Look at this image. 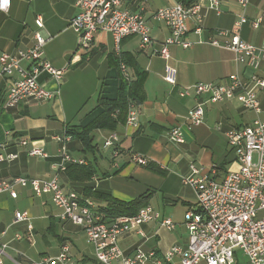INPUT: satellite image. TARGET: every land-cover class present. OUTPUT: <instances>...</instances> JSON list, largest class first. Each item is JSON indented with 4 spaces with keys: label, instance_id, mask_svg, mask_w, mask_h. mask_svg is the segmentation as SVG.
Returning <instances> with one entry per match:
<instances>
[{
    "label": "crops",
    "instance_id": "obj_1",
    "mask_svg": "<svg viewBox=\"0 0 264 264\" xmlns=\"http://www.w3.org/2000/svg\"><path fill=\"white\" fill-rule=\"evenodd\" d=\"M76 1L11 0L9 13L0 11V51L10 54L17 50H29L36 43L35 33L40 32L49 39L43 48L44 60L55 69H64V76L60 81L51 80L47 74H42L37 79L48 90L58 92L54 99H28L8 109L2 108L8 90L7 83L0 79V154L19 155L12 162L0 163V181L14 177L51 180L57 176L61 187L83 197L86 186L125 202L146 192L153 193L151 199L161 193L163 200L175 203L181 201L187 206V211L196 204L193 188L182 183V178L189 173L190 163H194L200 170L215 166L219 173L228 172L226 166L235 164V159L230 153L225 133L232 128L250 124L253 120H244V114L251 111L242 109L236 99L218 104L206 102L203 124L190 128L187 121L190 110L198 103H204L206 98L181 97L179 92L197 83H216L236 72H242V68L234 62L232 52L205 42L215 37L219 31L232 30L240 16L247 17L249 21L261 17L262 24L258 29H253L248 22L241 27L239 36L248 44L263 46L264 0H250L245 9L240 7L238 0H213L218 3L219 14L208 9L210 0H198L205 15L202 32L197 34L195 20H189L187 39L195 43L194 46L189 49L170 46L167 60L158 53L170 32L163 23L154 19V14L179 1L123 0V8L133 13L141 12L150 28L153 43L146 50L140 49L138 37L124 39L120 49L121 53L129 55L133 63L146 73V99L140 106L134 107L138 113L139 128L132 129L126 124H118L114 130L99 129L92 133L93 144L97 146L94 153H89L93 155L92 160L87 159V153L83 151L79 141L70 138L67 142H61L54 140V137H64L70 126L85 127L97 119L103 113L102 107H97L98 98H116L121 79L115 65L116 54L110 34L96 35L91 49L96 51L94 54L87 56L88 52L78 49V37L69 28L71 20L78 13ZM21 9H25L23 14ZM37 19H40L42 28L37 27ZM27 66V63L23 64L24 68H28ZM167 66L176 70L175 85L163 79ZM126 69L131 75L134 74L131 68ZM258 70V75L264 79V62H261ZM85 97L88 98L86 105L93 100L82 112L86 105L81 109L78 102ZM258 98L261 107L264 105V88L259 92ZM175 127H180L184 133L185 142L182 145H174L168 141V132ZM112 134L119 140L118 148L116 154L113 149H105L110 155L111 165L109 168H101L97 165L96 153L102 156L104 141ZM22 140H28L29 146H19ZM64 145L70 156L74 159L81 158L86 161V165L90 164L94 168L92 178L84 182L72 181L65 171L56 169ZM30 148L44 149L48 158L29 157L27 150ZM135 154L158 164L166 173L158 175L135 165L131 161ZM185 188L189 191L186 192ZM194 197L193 202L191 200ZM97 202L105 205L102 201ZM52 206L54 204L50 196L37 197L29 186L18 190L16 200L7 193L0 195V231L9 228L4 241L10 242L4 264H16V261L31 264L32 260L37 261L43 256L58 255L61 244L70 237L62 235L57 249L44 253L34 250L26 239L13 241L14 233L25 234L28 227L26 223L14 224L16 212H28L32 223L39 218L59 219L50 214L53 212ZM153 207L162 217L172 220L168 215L169 211L167 213ZM175 225V232L182 228L186 231L184 221ZM144 231L149 235L148 240L144 241L138 235L131 234L120 240L121 248L132 252L137 247H143L145 252L161 253L174 245H187V238L184 243L180 242V234H172L170 241L163 243L162 229L154 224L146 225ZM32 234H36L34 227ZM72 253L76 257H89L92 254L85 251L82 253L78 249L72 250ZM239 254L238 264H244L245 257Z\"/></svg>",
    "mask_w": 264,
    "mask_h": 264
},
{
    "label": "built area",
    "instance_id": "obj_2",
    "mask_svg": "<svg viewBox=\"0 0 264 264\" xmlns=\"http://www.w3.org/2000/svg\"><path fill=\"white\" fill-rule=\"evenodd\" d=\"M250 0H238L245 9ZM123 0H77L78 13L71 20L69 28L78 37V49L89 52L96 35L110 34L114 43V53L121 54L122 41L128 37L140 39V49L146 50L153 41L150 28L141 12L133 13L122 6ZM218 3L210 0L208 9L219 14ZM11 0H0V11L8 14ZM205 15L202 5L196 0L194 4L184 5L180 2L171 7L158 10L154 19L163 23L170 32L161 44L159 56L169 58L168 48L177 46L189 49L195 43L188 41V22L195 20V32L203 30ZM258 29L262 18L249 21L240 16L232 30L219 31L215 37L206 40L211 46L232 52L234 62L242 72H236L216 83H197L182 89L181 97H205L204 103H198L189 112L187 121L190 128L203 124L205 119L204 105L223 103L236 99L240 107L252 111L256 117L262 113L259 103V92L264 88V79L258 75V68L264 62V45L257 47L243 41L239 34L246 23ZM38 28H42L40 19L36 20ZM40 32L35 33V45L29 50H17L14 53L0 51V79L7 83V93L2 108H14L20 103L34 99L50 101L58 92L50 91L39 83V77L47 74L51 80L60 81L64 69H55L43 58V48L47 42ZM204 41V40H203ZM202 42V41H199ZM27 63L28 68L23 64ZM121 71L125 78L133 76L122 64ZM176 70L167 66L163 79L175 85ZM126 125L139 128L138 113L131 106ZM227 145L234 162L235 170L222 174L215 166L200 170L194 163L189 165V173L182 178V183L193 188L196 204L184 215V227L187 231V245H174L165 252H145L141 247L132 252L124 251L120 240L131 234L142 240L149 239L144 227L154 224L158 229L174 231L175 223L157 212L150 204L133 214L108 217L100 205L92 199L85 198L76 192L60 186L57 176L51 180H40L27 177H14L0 181V195L7 193L13 199L18 198V190L29 188L35 196H50L51 201L61 214L59 219L71 222L81 228L83 237L92 248L89 257H76L66 242L60 246L56 256H43L31 264H238V253L245 257L244 264H264V120L256 118L252 123L232 128L225 133ZM54 140L67 142L70 137H54ZM168 141L174 145L185 142L180 127L168 132ZM119 140L112 134L104 141L103 149L117 151ZM19 146H29L28 140H22ZM116 154V152H115ZM29 157L47 159L48 154L41 148L27 150ZM18 153L0 154L1 162H12ZM59 171H65L68 164L86 165L83 159H74L62 147ZM132 163L145 167L149 161L141 155H133ZM26 223L25 234L14 233L13 241L24 239L32 242L33 226L28 212H16L14 224ZM9 228L0 231V264H4L5 254L10 242L4 239ZM16 264H20L16 261Z\"/></svg>",
    "mask_w": 264,
    "mask_h": 264
},
{
    "label": "trees",
    "instance_id": "obj_3",
    "mask_svg": "<svg viewBox=\"0 0 264 264\" xmlns=\"http://www.w3.org/2000/svg\"><path fill=\"white\" fill-rule=\"evenodd\" d=\"M184 5L194 4L196 0H178ZM96 51H89L87 56L94 54ZM115 65L120 72V87L116 98L108 99L99 97L97 100V107H102L103 113L95 119L91 124L82 126H70L65 132V136L70 137L71 140H77L83 147L86 153H94L97 146L94 145V137L92 133L95 130L108 129L114 130L118 124H126L129 111L132 107H138L145 102L146 94L144 90V82L146 80V73L141 71L136 64L133 63L129 55L121 53L115 56ZM131 68L134 71L133 79L128 80L124 77L121 65ZM144 168L149 171L164 175L166 171L154 162H149ZM68 177L72 181L84 182L92 178L95 173L94 168L90 165L68 164L65 170ZM153 193L146 192L138 198L129 202L118 200L111 195L93 191V188L86 186L84 188V196L86 198H93L105 203L102 212L108 217H118L126 214H133L142 207L150 204V199ZM62 242L64 240L61 239Z\"/></svg>",
    "mask_w": 264,
    "mask_h": 264
},
{
    "label": "rangeland",
    "instance_id": "obj_4",
    "mask_svg": "<svg viewBox=\"0 0 264 264\" xmlns=\"http://www.w3.org/2000/svg\"><path fill=\"white\" fill-rule=\"evenodd\" d=\"M22 14L24 13L25 9H21ZM28 11H30V9H28ZM87 97L79 100L78 105L79 108H83L86 105L87 102ZM93 100V99H92ZM92 100L88 103V105H86L84 107V109L82 110V112L84 110H86L92 103ZM262 108V113L260 116L256 117L252 111L251 112H247L246 114H244V120L248 121V120H255L256 118H259L261 120H264V105H261ZM98 142H100V140H98ZM108 150V149H107ZM107 150L102 148V156H100L98 153H96L97 155V165L101 168H109L110 167V162H109V153H106ZM87 157L88 160H92L93 155H90L89 153H87L85 155ZM237 164L231 163L228 164L226 166L227 170H235L237 168L236 166ZM184 190L189 191L188 188H185ZM194 198H192L191 201L194 202ZM97 202L96 199H94ZM150 204L152 206H156L157 208H159L161 211L164 210L168 213L169 211V216L172 217V220H175V223H182L184 221V215H185V211H186V207L182 204V202H173V201H166L162 199V194L161 193H157V195L155 197H153L150 201ZM52 213H50L52 216H57V218H59L61 212L60 210L55 207L52 206ZM31 224L33 225L34 229H35V235H33V240L32 242H30V244L32 245V248L40 253H44V252H49L52 250H56L57 249V245H59V238L64 235V236H68L70 237L69 240H67L66 242L70 245L72 250L78 249L80 252H91L92 253V248L91 246L87 243V241L84 239V237L82 236V232H81V228L74 225L73 223H69V222H64L61 221L60 219H49L48 218H39L37 220H34L33 223L31 222ZM185 232V233H184ZM187 231H184L183 228L182 229H178L177 232L173 231V232H168L165 230H162L161 236H162V241L163 243L170 241V239L172 238V234H180L181 238L179 239L180 242L185 241V239L187 238ZM28 241V240H27ZM165 241V242H164ZM184 243V242H183ZM166 244V243H165ZM143 251H146L143 247H141ZM73 254V253H72ZM74 255V254H73ZM240 255V254H239ZM76 256V255H74ZM39 260V259H38Z\"/></svg>",
    "mask_w": 264,
    "mask_h": 264
}]
</instances>
